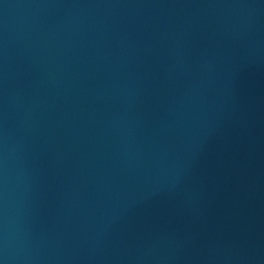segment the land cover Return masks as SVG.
<instances>
[{"label": "water", "instance_id": "1", "mask_svg": "<svg viewBox=\"0 0 264 264\" xmlns=\"http://www.w3.org/2000/svg\"><path fill=\"white\" fill-rule=\"evenodd\" d=\"M0 264H264V0H0Z\"/></svg>", "mask_w": 264, "mask_h": 264}]
</instances>
